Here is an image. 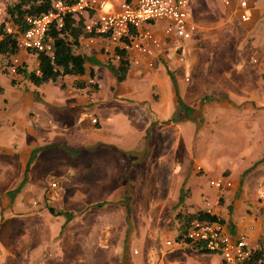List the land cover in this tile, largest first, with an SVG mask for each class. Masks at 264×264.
Instances as JSON below:
<instances>
[{"label":"crops","instance_id":"0c3cea01","mask_svg":"<svg viewBox=\"0 0 264 264\" xmlns=\"http://www.w3.org/2000/svg\"><path fill=\"white\" fill-rule=\"evenodd\" d=\"M230 1L232 5H225L227 10L224 15L216 16L217 25L204 22L207 17L202 14L200 29H197L188 40L179 38L175 34H166L165 27L169 23L167 20H157L152 23L149 27L163 43L156 67L151 69L144 64L138 66L131 64L126 79L121 82L106 66L105 58L110 57L104 54L102 47L107 43V39L100 36L95 37V41L89 46H87L89 37L81 40L80 52L93 55L102 62L100 65L87 64L89 69L95 71L94 79H91L88 70L85 75H68L57 81L36 85L20 74L9 73L8 76L4 74L6 72L0 70V85L5 89L4 93L0 94V262L1 256L5 255L2 264L13 262L18 255H21L25 262L29 255H33V245L49 244L58 239L59 241L67 239L69 251H73V257H76L78 264H112L113 259L109 260L106 252L109 249V242L111 243V238L115 241L120 240L126 230L127 213L123 201L127 190L125 188L127 174L129 173L131 184L134 185L135 171L139 167L137 161L130 159L132 154L126 153L129 150L134 151L136 147L133 146L138 142L133 143V146L131 143H126L124 147L127 149H123L119 147L120 143L117 139L119 133L123 131L133 136L139 135L142 130L143 133H147L148 124L154 119L151 113L158 112L160 114L158 124L161 122L160 126H163L161 129L163 128L165 134L166 129L173 126L177 128L176 134L182 136L183 122L189 120L178 104L176 87L169 70L185 103L196 109L195 114L201 112L204 114L205 121L200 125V134L205 128L217 131L234 126L238 129L242 126L245 128L247 122L249 124L261 122L257 127L264 129V114L263 118L252 117L253 112L264 113V5H257L256 0H251V4L255 2V6L249 8L250 20L242 22L233 10L237 8L239 0ZM261 1L264 3V0ZM112 3L111 5L118 8L116 2ZM198 10L197 0L193 5L189 0L192 21L193 12L198 13ZM90 15L92 12L83 16L84 23ZM235 16L240 21V27L235 24ZM223 25H228L230 33L235 35V40L230 41L226 52L232 56L223 55L220 59L212 60L215 64L224 66L222 72H219L210 85L179 74L183 63L187 61L184 54L195 50L194 39L199 35H205L208 40L217 42L220 39L217 35L220 31L217 29ZM219 45H222L221 50L226 49L224 44ZM33 54L25 51L19 53L29 70L36 69L39 65L36 54L33 59L30 58ZM252 54L257 55L253 61ZM181 55L184 61L179 59ZM203 58H199L196 53L190 62L200 64L203 63ZM30 63L34 64V67ZM101 76L109 81L110 90L106 96L98 98L101 92ZM13 79L16 81L15 84L12 83ZM20 81H23V87L18 86ZM81 82H93L98 84V87L90 85L78 87L77 84ZM94 93L96 96L93 98V103L100 104V108L93 114L90 124H82L83 129L80 132L84 138L83 145L80 149L73 150L70 144L74 143V138L70 140L69 130L81 125V122L76 124L77 110L82 108L83 112L84 107L91 106ZM205 96L209 98L203 99ZM252 101L259 102L261 109ZM165 115L168 117H165L164 122ZM93 118L97 119L96 123L92 121ZM190 122L195 123L193 119ZM125 125L128 126L125 128ZM231 130L226 135L233 137ZM187 135L188 137H184L185 140L189 138V134ZM254 138L256 137H251L250 140ZM190 139L192 141V138ZM250 140L248 143L251 142ZM259 143L262 148H259L258 152H263L264 138ZM167 144L168 141L164 143L166 146ZM102 147L115 150L119 155L114 154L111 157H119L121 161L119 164L107 165L103 172H99L101 181L98 193L91 194L90 190L93 188L87 184V188H84L83 184L74 191L71 188L67 191L65 184L59 178L60 175H57L58 177L52 180L57 183V187L53 188L51 185L47 193L41 194L42 196L45 194L47 207L52 206L57 211L69 212L73 217L63 219L64 215H58L55 216V220L40 209L39 213L43 214V219L38 220L36 234L34 228H31L32 224H27L28 221L19 222L15 218V215L20 213L18 209L24 208L18 207L21 203L36 204V201L31 199V189L33 191L39 187L38 184L36 185L38 179L32 184H29V181L32 175L37 174L40 166L51 164L57 170L61 168V176H68L73 170L76 171L74 154L80 153L83 148L86 151V162L82 165L83 171L80 173L86 176L91 165L87 159L90 155L87 153ZM36 149L38 152L30 164L28 180L13 199L9 192L22 182L32 152ZM53 149L58 152H53ZM263 156L264 152L261 156L257 153L256 156L243 157V161H246L243 163V170L239 171H233L229 165L220 168L214 160H206L204 165L200 163L199 156L192 152L186 157V163L180 171H172L170 168L166 170V166L160 163L161 172L154 176L155 208H169L174 213L173 219L175 218L178 223L173 238L176 240L178 235L179 221L176 215L179 212L194 213L199 210L206 212L207 204L210 203L218 217L224 220L231 234H245L251 247L262 250V264H264V197L262 196L264 189L259 191L255 185L257 179L264 181V161L243 175L246 169ZM197 166L202 167V172L197 171ZM207 171L215 173L216 177L213 178L228 177L233 185L222 190L211 185L215 190L205 188L200 179ZM113 178L119 179L116 184H113ZM189 178L191 186L186 188L188 197L174 209L179 200L182 184ZM252 180L254 183L251 182ZM147 189L150 198L152 187L149 186ZM101 195L105 197L100 200ZM29 200L31 202H28ZM100 201L107 204L102 206L95 204ZM31 207L28 210L24 208V213L30 212ZM32 213L34 212L30 214ZM99 216L104 219H99ZM146 237H151L150 229L146 232ZM167 246L170 249L162 253L158 264L220 263L218 254L201 251L189 243L176 242ZM119 260L113 264H123ZM150 260L143 255L136 257L135 260L127 258L125 264H150Z\"/></svg>","mask_w":264,"mask_h":264},{"label":"rangeland","instance_id":"374dc122","mask_svg":"<svg viewBox=\"0 0 264 264\" xmlns=\"http://www.w3.org/2000/svg\"><path fill=\"white\" fill-rule=\"evenodd\" d=\"M14 1L15 0H0L1 12H5L8 4ZM194 1L195 0H191L192 5ZM225 1L226 0H197V7H199L198 13L201 14L199 15L198 13L193 12V21L197 24V26L199 25L198 30L200 29V22L202 21L200 19L202 14H204V17H207L206 21L204 22H208L210 25H217L216 16L219 14L224 15V12H226L227 10L225 7ZM246 1L249 3L250 8L255 6V2L251 4V0ZM256 4L264 5L261 0H256ZM212 12L215 14H211ZM234 19L235 24L240 27L241 25L239 19L236 16L234 17ZM217 30H219L220 32L217 33ZM217 30H215V33H217L218 37L220 38L217 42L208 40L205 35H199L194 39L195 50H193V52H186L184 54L187 61L183 63L184 65L182 66L179 74L185 75L189 78H194L195 80H201L203 84L210 85L218 76L219 72H222L224 66L221 64L218 65L217 63L215 64L212 60L220 59L223 55L232 56L231 54H228L226 52L230 41L235 40V35L230 33L228 25H223ZM219 44H224L226 46V49L221 50L222 45L220 46ZM196 53H198L199 58L202 59V57H204L203 63L194 64L192 63V61L190 62V59H193V56H196ZM253 54L251 56L252 61L254 57H257V55L254 56ZM30 58L33 59L34 54L30 56ZM105 60L108 62L109 58H105ZM205 60L208 61L205 62ZM32 62H34V60ZM254 63L257 64L256 62ZM31 66L34 67V64H31ZM102 72L103 70L100 71L101 74ZM4 74L8 76L10 75L7 72ZM100 81L101 92L100 95H98V98L106 96L110 90L108 85L109 81H107L106 77L101 76ZM22 82L20 81L18 86L23 87ZM95 96L96 94L94 93L90 104L93 103V98ZM208 98L209 97L205 96L203 99ZM252 103L256 107H259L261 109V104L259 102L252 101ZM84 108L85 111L83 112L82 108H77L78 110L76 124H78V122H81V125H77L76 128L74 126V130H69L70 140L74 138V143L70 144L73 147V150H77V148L80 149V146L83 145L84 138L83 134H81L80 132L83 129L82 124H90L91 118L92 116H94L93 114L97 111V109L100 108V104L93 103L91 104V106L89 105ZM263 114L264 113L262 112H253L252 117L258 118L260 116L261 118H263ZM151 117L154 119L152 122H149L147 133H143L142 130L139 135L133 136L125 134V132L121 131L117 138L119 139L118 142L120 143L119 147L123 149H127L126 147H124L127 145L126 143H131V145L133 146V143L138 142L136 146H133L136 147L134 151L129 150L126 153L132 154L130 159L132 161H137L139 167L137 171H135L134 185L131 184L132 182L130 181L129 173L127 174L125 183V188L127 190L125 192V199L123 201L126 208L125 212L127 213L126 230L123 232L120 240L115 241L111 238V243L109 242V249H107L106 252L108 255V259H113L112 264L116 263L118 259H120L119 262L125 264L127 258L135 260L136 257H142L143 255L151 259L150 264H158L162 253L170 249V247L167 246V241L170 240L173 241L174 244H176L173 236L175 234V231L177 230L176 225L178 222L175 218L173 219L174 213L171 212L169 208H155L154 199L156 192L153 188L156 183L154 182V176L161 172L159 167L160 163H163L166 166V170L170 168L172 171H180L181 167H183V165H185L186 163V157L192 152L199 156L200 163L204 165L207 162L206 160H214V162H217L216 164L220 168L229 165L231 169H233V171H239L243 170V163L246 161H243V157L249 158L251 156H256L257 153H259L261 156L264 152H258V149L262 148L261 143L259 142H261L264 138V129L257 127V125L259 123L261 124V122H253L250 124L247 122L245 128L242 126V128L239 129L235 126L229 129H219L218 131L215 129L207 130V128H205L200 134V125L203 123V121H205L204 114L201 112L199 114H195V116H193L194 118L189 117V120H185L187 122H183L184 131L181 136L176 134L177 128L173 126H171L170 129L167 128V135L165 134L163 128L161 129V127L163 126H160L161 122L160 124H158V120H160V114H158V112L151 113ZM165 117L168 116H164V122ZM192 119L196 124L190 122ZM127 126L128 125H125V128ZM230 129H232L231 133L233 137L226 135V133ZM187 134H189V138L185 140L184 137H188ZM251 137L256 138L252 139L251 141ZM190 138H192V141ZM249 140L251 141L250 143H248ZM256 140L260 141L258 142ZM166 141H168L167 146L164 145ZM185 143H187V145H185ZM81 149L82 150L80 151V153L74 154L76 171L73 170V172L68 176H61V168H58L60 170H57V168L47 163L44 167L40 166L39 169H37V174L32 175V177L30 178L29 184H32L33 181L38 179L36 185L38 184L39 187L36 190L33 189V191L31 189V199L32 201L35 200L36 204H32L31 200L28 201L31 203H21V205L18 207H24L27 210L29 207H31L32 204L31 211L24 213V208H20V210L17 208L20 213H18V215H15V218L19 222L24 223L28 221L27 224H32L31 228H34V234L37 233V229L39 226L38 220L43 219V214L39 213L40 209L44 210L47 216L53 217L54 219L56 218L55 216H58L52 214L49 207H47L45 194L43 196L41 195L44 192L47 193L48 189L51 188V184L52 182H54L52 181L53 178L58 177L57 175H60L59 178L61 179L63 184H65L64 187L67 189V191H69L70 188L74 191L75 188L82 187L83 184L84 188H87V185H89V187L93 188L90 191L91 194L94 195L99 191L98 187L101 181L99 172H103L105 166L119 164L121 161L119 157H111L112 155L117 154L115 153V150L102 147V149L87 153L90 155L87 158L88 161H90L89 163L91 164L90 167H88L90 171H88L86 176H82L83 174L81 175L80 172L83 171L82 165L84 164V162H86V151H84L83 148ZM52 151L58 152V150L55 149H53ZM210 172L207 171L205 174H202L200 180L202 184H204L205 188L215 190V188L210 186L209 181L211 178L216 177V175L213 171ZM244 172L243 175L245 174ZM118 180V178H113V184H116ZM190 181L191 179L189 178L188 180H185L183 182L182 188L180 189L179 198L181 196L182 189L184 190V193L181 198L185 196L186 199V197H188L187 195H185V190L188 191V189L186 188H189L188 186H191ZM251 182L254 183L253 180ZM255 185L259 191H262V189H264V181L262 180L257 179ZM149 186L152 187L150 191V198H148L147 193V187ZM100 197L101 200L105 196L101 195ZM98 203H104L103 205L107 204V202L104 201L96 202L95 204ZM96 211L98 210L96 209ZM31 212L34 213L30 214ZM64 218H66V216L63 217V219ZM99 219H104V217L99 216ZM149 229L151 230V237L145 238V234L149 231ZM66 241L67 239L65 241H59L58 239L57 241L51 242L49 244L38 246L33 245V255H29L25 262L23 261L22 256L18 255L17 258L9 264H78L76 257H73V251H69V245ZM4 257L5 255L1 256L0 264L4 262L2 261Z\"/></svg>","mask_w":264,"mask_h":264},{"label":"built area","instance_id":"2783aa9c","mask_svg":"<svg viewBox=\"0 0 264 264\" xmlns=\"http://www.w3.org/2000/svg\"><path fill=\"white\" fill-rule=\"evenodd\" d=\"M112 2H116L118 8L111 5ZM226 4L232 5L230 0H226ZM249 8L246 0H239L237 8L233 10L240 21L247 22L251 17ZM89 12L92 15L85 22L84 28L94 35L87 39V46L95 41V37H105L107 43L102 49L106 56L118 61L120 55L117 50L123 48L128 53L131 64H144L151 69L156 67L163 49L161 38L149 27L152 23L157 20L169 21L165 33L175 34L184 40L192 38L198 29L190 18L189 0H75L71 4L65 0H54L53 7L48 12L25 18L28 29L24 32L7 20L6 11L0 10V20L7 33H18L17 46L20 52H46L53 58V44L48 39L50 28L55 26L61 29L65 26L67 16L83 17ZM179 57L184 61L182 55ZM22 64L19 53L0 51V70L3 72L18 75ZM92 121L96 123L97 119L93 118ZM197 171L202 172V167L197 166ZM209 183L219 190L233 185L225 176L210 179ZM51 185L53 188L57 187L56 182ZM262 196L264 197V190ZM206 213L218 216L210 203L207 204ZM181 243H189L201 251L218 254L219 264H255L256 250L249 244L247 236L231 234L219 218L193 220ZM167 244L172 245L173 241L169 240Z\"/></svg>","mask_w":264,"mask_h":264},{"label":"trees","instance_id":"16d2710c","mask_svg":"<svg viewBox=\"0 0 264 264\" xmlns=\"http://www.w3.org/2000/svg\"><path fill=\"white\" fill-rule=\"evenodd\" d=\"M65 1L71 4L75 0ZM53 2L54 0H15L14 2L8 4L6 8L7 20L10 21L14 26H19V30L21 32H24L28 29V24L26 23L25 18L27 16H39L45 12H48L52 9ZM84 25L85 23L83 17H76L74 15H70L66 17L65 26L63 28L58 29L55 26H52L49 31L48 39L53 44L54 57L52 58V56H50L46 52H31L37 55L39 61L38 67L36 69L29 70L26 63L23 62V64L19 68V74L36 85H41L50 81H57L59 79H63L68 75H85L87 74L88 70L89 76L91 77V79H94L95 71L94 69H89L87 67V64L91 63L92 65H100L102 64V62L93 55L80 52V48L82 46V38L94 35L89 34L85 30ZM0 37L1 52L8 54L20 53V50L17 46L18 33H7L5 31V25L3 23H0ZM117 53L120 55V60H118L117 62H113L114 60L112 58H109V61L106 63V66L117 77L118 81L121 82L126 79L129 68L131 66V62L128 58V53L123 48L118 49ZM169 73L176 87V96L178 104L189 119V117L191 118L192 115L195 114L196 109L185 103V101L179 94L177 84L170 70ZM12 83H16L15 79L12 80ZM77 85L78 87H85L88 85L93 86L95 88L98 87V84L93 82H81ZM4 91V87L0 85V94L4 93ZM37 152V149L32 152L22 182L15 189L9 192V195L12 198H14L26 184L30 164L34 161ZM262 161H264V157L255 162L253 166L247 169L244 173H248V171L257 167ZM183 193L184 190L182 189L181 196L178 200L179 202L176 204L174 209H176L185 201V196L181 198ZM185 195H187L186 190ZM103 204L104 203H100L97 205L102 206ZM49 209L54 215H64L67 219L73 217V214L64 211H57L52 206H50ZM176 218L179 221L178 235L176 236V241L181 242L183 241L187 227L193 220H216L219 217L215 215H209L206 212L199 210L194 213L181 211L176 215ZM219 219L224 222L222 218ZM262 259L263 252L261 249H257L255 251V264H262Z\"/></svg>","mask_w":264,"mask_h":264}]
</instances>
